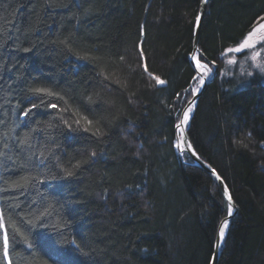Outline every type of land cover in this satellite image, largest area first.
<instances>
[{
	"label": "trees",
	"instance_id": "16d2710c",
	"mask_svg": "<svg viewBox=\"0 0 264 264\" xmlns=\"http://www.w3.org/2000/svg\"><path fill=\"white\" fill-rule=\"evenodd\" d=\"M199 3L0 0V264H210L228 203L175 131ZM262 17L209 0L199 35L186 131L236 205L217 264H264V76L223 71Z\"/></svg>",
	"mask_w": 264,
	"mask_h": 264
},
{
	"label": "water",
	"instance_id": "95a60500",
	"mask_svg": "<svg viewBox=\"0 0 264 264\" xmlns=\"http://www.w3.org/2000/svg\"><path fill=\"white\" fill-rule=\"evenodd\" d=\"M208 1L209 0H200L199 7H198V10H197V15H196L195 22H194V27H193L192 50H191V52L189 54V60H190L192 65L194 64V61L192 60V57L193 56H198V53L200 52L199 47H198V41H199V35H200L201 26H202V21H203L205 12H206ZM197 17H199L200 19L197 20ZM201 63L202 64H206L208 66V64L203 62V61H201ZM215 70H216V66L214 65L212 74L210 76H205L204 77V81H205L204 84L203 85L199 84L198 87L196 88V89H199V92L193 91V94H192L191 98L183 106V108H182V110L180 112V117H179L176 125L183 120L184 111H189L190 110L187 121L189 120V118L191 116V113H192V110H193V108L195 107V105H196V103L198 101L200 93L202 92L205 84L215 74ZM199 73L202 74L200 71H199ZM195 75H197L196 72H195ZM187 121H184L183 126L180 129H177L176 126H175L176 144H178L180 139L183 138V139H186L188 141V143L192 147H191V149L185 150L184 145L181 144V146H180V148L178 150L181 151V152H186L190 156V158L192 159V161L195 164L199 165L200 167L205 169L210 174V176L219 185V187H220V189L222 191V194H223L225 200L228 203L227 196L230 195V193H229V190H228V188L226 186V183L222 179V177L218 174V172L215 170V168H213L211 166V164H209L207 161L203 160L199 156V154L197 153L195 148L193 147V145H192V143H191V141L189 139V136L187 134V131H186ZM213 169L215 170V172L212 171ZM217 176H219L220 179H217ZM224 188H227V190H228L227 193L224 192V190H223ZM232 205H233L232 214L231 215L227 214L223 219H221V221H220V223L218 225V228H217V231H216V235H215V238H214L213 252H212V255H211L210 264H217V262H218V259H219V256H220V253H221V250H222V244H223V241H224V238L221 239L220 236H219V228H220L221 224L224 223L225 220H227L228 226H229V223H230V221L232 219V216H233V214L236 211V205H235L233 199H232ZM227 229H228V227L225 229V234L227 232ZM225 234H224V237H225Z\"/></svg>",
	"mask_w": 264,
	"mask_h": 264
},
{
	"label": "rangeland",
	"instance_id": "374dc122",
	"mask_svg": "<svg viewBox=\"0 0 264 264\" xmlns=\"http://www.w3.org/2000/svg\"><path fill=\"white\" fill-rule=\"evenodd\" d=\"M248 43L253 45V47L242 48L240 52H236L235 49L241 46V44H238L225 51L224 72H231L234 75L242 77H247L250 74V78L257 76V74H262L264 76V70H262L264 69V46H262L264 45V29H256L255 33L248 40ZM240 53L242 54L239 55ZM257 53H259V55H257ZM208 68L213 71V66L211 67L210 65ZM252 70H255V72L252 73ZM211 74L212 72L209 75ZM260 78L264 79L262 76ZM198 85L199 83H196L193 89H196Z\"/></svg>",
	"mask_w": 264,
	"mask_h": 264
},
{
	"label": "snow or ice",
	"instance_id": "6c2138e0",
	"mask_svg": "<svg viewBox=\"0 0 264 264\" xmlns=\"http://www.w3.org/2000/svg\"><path fill=\"white\" fill-rule=\"evenodd\" d=\"M199 19L200 18L197 17V20H199ZM261 19H264V17H262ZM259 27L261 29H264V24H261ZM255 31H256V29H253L251 32L248 33V36L244 39V42L241 44V46L235 49L236 52H240L242 48L253 47V45H250L248 43V40L252 37V35L255 33ZM262 46H264V45H262ZM257 55H259V53H257ZM192 60L194 61V64L192 65L193 71L197 73V75H194L192 77V81L194 83H199L200 85H203L204 82H205L204 81V77L205 76H208L212 72V69L208 68V66L206 64L202 65L201 64V59L200 58H197V56H193L192 57ZM201 67H204L205 69H207V71L204 72L203 74H200L199 73V69ZM262 70H264V69H262ZM158 82L161 83V84L164 83L163 81H159V80H158ZM192 91L199 92V89H189L188 90V93L190 94ZM177 95L179 97V94H177ZM50 106L52 108H55L56 107L55 104H51ZM25 115H27V113H25ZM187 119H188V111H184V113H183V120L176 125V128L177 129H180L183 126L184 121H186ZM181 144L184 145L185 150L191 149V147H192L188 143V141L186 139H183V138L180 139V141L176 145V147L179 149L180 146H181ZM212 171L215 172L214 169ZM217 179H220V177L217 176ZM223 190H224L225 193H227V191H228L227 188H224ZM227 200H228V214L231 215L232 214V211H233V205H232V197H231V195H228L227 196ZM227 227H228V222H227V220H225L224 223L221 224V226L219 228V236H220L221 239L224 238L225 229ZM4 228H5V225L2 222H0V229H4ZM7 245H8V237H7V233L5 231V233H4V246H5V249H7ZM5 255H7V251H5Z\"/></svg>",
	"mask_w": 264,
	"mask_h": 264
},
{
	"label": "bare ground",
	"instance_id": "6f19581e",
	"mask_svg": "<svg viewBox=\"0 0 264 264\" xmlns=\"http://www.w3.org/2000/svg\"><path fill=\"white\" fill-rule=\"evenodd\" d=\"M202 64V63H201ZM202 65H204V64H202ZM199 71L203 74L204 72H206V69L204 68V67H201L200 69H199ZM216 71V70H215ZM190 111V110H189ZM189 111H188V115H189ZM187 121V120H186ZM204 160V159H203Z\"/></svg>",
	"mask_w": 264,
	"mask_h": 264
}]
</instances>
